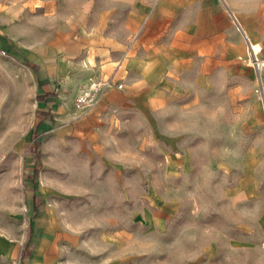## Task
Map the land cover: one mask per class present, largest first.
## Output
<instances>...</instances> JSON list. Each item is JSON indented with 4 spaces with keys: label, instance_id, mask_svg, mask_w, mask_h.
Wrapping results in <instances>:
<instances>
[{
    "label": "rangeland",
    "instance_id": "1",
    "mask_svg": "<svg viewBox=\"0 0 264 264\" xmlns=\"http://www.w3.org/2000/svg\"><path fill=\"white\" fill-rule=\"evenodd\" d=\"M124 13V0H0V237L16 247L0 264L18 262L36 227L69 264H264V73L247 51L213 56L206 77L186 68L160 107L117 115L91 137L50 118L35 157L31 61L49 47L68 58L73 34L116 31ZM81 69L54 82L56 101L77 86L83 107L98 76Z\"/></svg>",
    "mask_w": 264,
    "mask_h": 264
},
{
    "label": "crops",
    "instance_id": "2",
    "mask_svg": "<svg viewBox=\"0 0 264 264\" xmlns=\"http://www.w3.org/2000/svg\"><path fill=\"white\" fill-rule=\"evenodd\" d=\"M124 11L121 28L116 31L98 25L73 34L61 49L68 58L57 57L56 49L49 47L43 61H31L39 65L38 95L43 96L42 100L36 96L37 132L46 129L53 118L66 123L61 129L72 131L75 125L78 135L91 137L113 123L117 115L160 107L165 92L186 68L197 76H209L213 56L242 57L248 52L249 41L261 47L264 57V4L245 0H124ZM76 54L84 62L91 56L94 61L85 68L69 59ZM80 67L76 75L81 79L93 74L112 77L120 85L110 88L87 109L74 106L71 98L77 86L71 96L63 92L56 101L54 82L68 83L75 78L74 69ZM29 207L33 215L34 195ZM15 248L0 237L1 255L14 254ZM24 249L16 264H69L59 258L38 227L31 230Z\"/></svg>",
    "mask_w": 264,
    "mask_h": 264
},
{
    "label": "built area",
    "instance_id": "3",
    "mask_svg": "<svg viewBox=\"0 0 264 264\" xmlns=\"http://www.w3.org/2000/svg\"><path fill=\"white\" fill-rule=\"evenodd\" d=\"M248 54L250 63L255 71L262 77L264 73V57L261 55V47L256 48L249 41ZM116 82L112 77L92 78L88 86H85L78 96V103L83 107H90L99 102L102 96L112 88Z\"/></svg>",
    "mask_w": 264,
    "mask_h": 264
},
{
    "label": "trees",
    "instance_id": "4",
    "mask_svg": "<svg viewBox=\"0 0 264 264\" xmlns=\"http://www.w3.org/2000/svg\"><path fill=\"white\" fill-rule=\"evenodd\" d=\"M17 49V48H15ZM34 72L35 73H38L39 72V65L37 63H30ZM43 96L41 95H37V99L38 100H42ZM38 125L35 124V126L33 127V132H34V135L36 137V152H35V157L38 159L40 157V152H39V149H40V146H41V141L38 140ZM40 199H41V196L39 195H34V201H35V204H37L38 202H40Z\"/></svg>",
    "mask_w": 264,
    "mask_h": 264
}]
</instances>
